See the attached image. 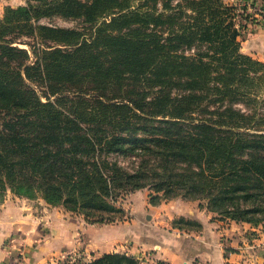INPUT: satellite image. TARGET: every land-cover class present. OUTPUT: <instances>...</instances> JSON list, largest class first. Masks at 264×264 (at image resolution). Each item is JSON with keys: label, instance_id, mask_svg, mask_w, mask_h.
Here are the masks:
<instances>
[{"label": "trees", "instance_id": "16d2710c", "mask_svg": "<svg viewBox=\"0 0 264 264\" xmlns=\"http://www.w3.org/2000/svg\"><path fill=\"white\" fill-rule=\"evenodd\" d=\"M133 1L29 0L26 5L6 8L0 20V42L6 45H0V54L16 53L23 62L11 67L0 59V191L29 195L40 191L51 205L63 202L97 223L112 224L121 209L105 198L120 184H154L158 196H150L153 205L159 193L170 197L180 189L177 184H192L188 194L198 198L206 191L204 184H219L226 200L227 221L253 224L256 219L245 215L264 213V156L249 157L248 151L260 146L264 152V139L255 141L241 134L242 124L234 117L245 122L247 117L232 106H221L238 95L241 82L258 74L264 78V63L241 51L240 39L246 29L242 20L249 17L244 9V14H236L224 0H145L138 7H145V13L136 9ZM54 14L82 17L92 24L110 16V22H104L110 28H97L95 40L88 43L80 32L32 24L35 18ZM236 17L241 18L237 24ZM24 27L43 43L54 42L71 50L48 51L30 45L36 61L29 64V51L11 46L15 40L6 36L7 31ZM151 28L160 30L153 33ZM163 28L169 31L167 38L162 36ZM122 30L123 35L111 34ZM112 47H122L111 52L112 62L125 66L139 85L148 80L144 75L153 67L157 54L151 75L158 81L164 77L160 92L171 87L182 92L173 99L169 93L159 94L151 101L131 93L130 105L105 97L102 93L111 87L98 86V76L106 81L114 78L121 89L122 74L115 67L99 64L93 53L100 55L99 49ZM189 48H194L193 57L179 54ZM90 49L95 51L92 56ZM80 54L81 66L75 64ZM50 55L54 59L48 62ZM66 60H70L67 67ZM50 67L57 70L64 84L49 83ZM26 80L42 84L46 99L56 100L44 103ZM85 81L95 85L88 88ZM70 90L75 91L68 94ZM89 90L101 94L91 99L84 94ZM207 99L213 111L206 107ZM75 101L78 106L63 107V103ZM150 129L155 138H137L138 132ZM125 132L132 135L124 136ZM239 149L246 152L241 160L236 156ZM111 151L139 155V170L130 174L109 164L105 157ZM218 159L230 163L228 170L218 172L220 166L226 167L222 162L212 166ZM186 221V227L175 223L174 228L202 227L196 221ZM85 264L139 263L112 253Z\"/></svg>", "mask_w": 264, "mask_h": 264}, {"label": "rangeland", "instance_id": "374dc122", "mask_svg": "<svg viewBox=\"0 0 264 264\" xmlns=\"http://www.w3.org/2000/svg\"><path fill=\"white\" fill-rule=\"evenodd\" d=\"M82 2H87V0H80ZM145 0H134L133 5L136 7V9H139L142 13H145L147 9L144 8H138ZM29 0H0V20L3 18L5 10L7 7H13L17 8L19 6H23L28 4ZM33 4H36L37 2H32ZM177 3V2H175ZM224 3L230 6H233L235 8L236 14H244L243 10H245V14L249 17L247 20H242L243 23H246V29L243 30L241 41V51H242V41H244L245 37H253L254 32L257 31V29H262L264 31V0H224ZM173 5V3H172ZM245 15V16H246ZM111 17L105 16L104 18L100 19L97 23L92 24L87 22L84 18H75V17H66L60 14H54L50 16H42L39 18H35L32 20V24L37 27H50L53 29H59V30H70V31H76L84 34V39L87 40L88 43H92L95 39L97 28L100 26H104V28H110L106 25H104V22H110ZM185 20V19H184ZM241 18L236 17L234 19V22L237 24L238 21H240ZM255 26H260L261 28H255ZM150 30H153L151 28ZM160 29H154L153 33H157ZM162 30V29H161ZM164 32L162 33L163 38H167L168 32L163 28ZM125 30H122L121 32H111V34H117V35H123ZM166 32V33H165ZM149 33V30H148ZM150 34V33H149ZM6 36L8 38H12V40H15V42L11 45L23 50H28L29 54L31 56L29 64H34L36 61V58L34 54L32 53V49L30 47L34 46L36 48L45 49L48 51H54L57 49H61L62 51L71 50L67 47L57 45L54 42H49L48 44L43 43L38 37H34L29 33V28H15L12 31H7ZM0 45H6L5 43H1ZM45 45V46H44ZM101 45V44H100ZM50 48H47V47ZM123 47V46H122ZM122 47H112L107 50L105 49H99L98 52L101 54L98 55L94 50L90 49V55L91 53L94 54V56L97 58V62L101 65H103L105 68L108 67H115L116 70H119L121 72V79L119 80V83L122 85V88L119 89L117 82L114 80V78L107 79L103 78L102 76H98V86L109 84L111 89L107 92H103L102 94L105 95V97L113 98L114 102H123L125 104H129L131 93H134L137 95L138 98L140 96H143L147 98L148 101L153 100L157 95L162 94L165 95L169 93L170 98H176L178 94L181 91L179 87H171L169 89L164 90L163 92H160L163 88L161 87L162 81L164 80V77H160L159 81L155 79L153 75H151L152 68H156V63L158 61L157 54L154 59H152L153 67H150L148 72L144 75V78H148V80L144 81V85H139L137 83L138 81L133 80L128 74V72L125 70V66H122L121 63L114 64L111 60V52L115 49H120ZM243 53V52H242ZM160 54H163L161 52ZM179 54H185L188 58L194 56V48L189 49H182L179 51ZM92 56V55H91ZM83 58V55H79L77 59L75 60V64L77 65H83V62L81 59ZM0 59L2 62L7 63L11 67H16L19 63L23 62L22 57L16 53H9L8 55L1 56ZM54 59V56L50 55L48 58V62H51V60ZM99 60V61H98ZM70 60H66L65 67H67L68 62ZM161 61V59L159 60ZM143 65H146V62H143ZM145 71V70H144ZM47 73L49 74L48 81L50 84L55 85L58 81L63 82V78H60L57 76V70L54 67H50L47 70ZM258 74L254 78H252L249 81H244L239 84L238 87V95L236 97L233 96V98L226 99L221 103V106H232V108L241 115H244L247 117V121H241L239 117L235 116L234 120L236 122H240L242 125V128L239 129V132L241 134H247L251 137V139L256 140H262L264 139V78H261ZM157 81V83H156ZM28 83V86L30 88L34 89L38 96L41 98V100L44 103H47V100L44 95V90L42 88V84H32L28 80H26ZM85 86L92 87L91 85H95L94 82L90 83L88 85L87 81H85ZM237 87V86H236ZM88 90V89H87ZM169 90V91H167ZM75 90H70L68 94H72ZM109 92V93H108ZM84 94H87L88 98H95L101 94L100 91H91L85 92ZM212 92L210 96H212ZM103 96V95H102ZM57 97V96H56ZM118 98V99H115ZM132 98V97H131ZM55 97H52L50 101H55ZM101 100L107 102L105 98H101ZM49 101V102H50ZM77 104V101L74 103H63V107L75 105ZM206 107L209 110H212V105L210 104V99L205 100ZM130 105V104H129ZM78 106V105H75ZM62 108V107H61ZM213 111V110H212ZM137 114H140L139 111H136ZM206 118H209V115H205ZM116 132V131H115ZM129 133H124L123 135L128 136ZM155 131L150 129L149 131H140L137 133L138 139H144V138H155ZM109 135V134H104ZM132 135V134H131ZM257 145V144H256ZM260 146H257V148H254L251 152H249V157L258 158L264 156V152L260 149ZM236 156L239 160L243 159V155L246 153H243L241 149L236 151ZM105 156V155H104ZM218 156H221L220 153H218ZM245 156V155H244ZM106 160L109 164H115L116 168L127 171L130 174H135L137 170L140 168V156L139 155H127V153L118 152V151H111L106 155ZM220 162L225 164L226 167L223 169L220 166ZM215 164H218L220 166V169L218 172H224L228 170V166L230 163H226L223 159L220 161L217 160L216 163H212V166ZM218 167V166H217ZM216 167V168H217ZM108 173V172H107ZM207 175H210L211 172L207 171ZM109 174V173H108ZM253 184H258L257 182ZM180 186V189L174 190L170 197L165 196L162 193H159V197H156L153 199V201L157 202L155 205L150 203L151 195L158 196V194L154 191V184H140L139 186L134 184L127 187V184H120L118 188L111 189V197L105 198L106 201L112 203L116 208L121 209V213L118 216L119 218L112 224L107 223H97L93 218H88L82 210L80 209H71L68 204L61 203L57 205H51L49 204L45 198L44 195L40 191H35L32 195L29 194H18L16 191H11L10 189H7L6 191H0V205L4 204L6 201H14L16 203L24 202L26 203L31 213H34L36 216H42L44 217L45 221L40 223H36L35 226L39 225V228L41 229V233H43L45 236L47 234H52L51 229V223L59 222L62 225H66L69 223H73L75 225L80 224L79 230L76 232H73V246L72 249L63 251L61 254L58 255V257H68L70 258L73 254H75L77 249L76 246L81 247H88L90 246L94 247L95 242H91L89 240V231L99 230V229H117L118 227L127 226L128 225H138V224H144L148 228H150L152 231H154L156 234L163 233V230H171L170 227L174 228L175 223H178L179 226H185L188 224V222L184 218H176L172 221L171 226L166 223L165 218L167 220L169 219V213L170 209L175 210V206H181L184 202L185 203H191L198 205V207L202 211L208 212L212 216V220H220L225 221L229 220V214L225 212L226 207L224 206L226 200L224 198V195L220 193V187L219 184H204L206 187V191H203L200 194V198L194 197L193 195L188 194V188L192 186V184H177ZM215 185H217L215 187ZM124 186V189L121 190L120 187ZM115 187V186H114ZM8 188V187H7ZM256 192V191H254ZM203 194V195H201ZM211 197H207L209 196ZM215 195V196H214ZM211 198H215L212 200ZM70 203V202H69ZM71 204V203H70ZM261 204V203H259ZM258 204V205H259ZM254 204H250L248 206H253ZM219 210V211H218ZM232 210V209H229ZM247 218H254L256 221L253 223H260L259 225L264 226V213L256 214V215H245ZM192 222V221H190ZM28 228L32 231L33 238L32 243L34 242V237L37 236L38 232H35L36 229L34 227V223H27ZM162 224V225H161ZM190 224V223H189ZM194 224V223H193ZM186 227V226H185ZM186 229V228H185ZM29 231V230H28ZM113 231V230H108ZM56 233V231H55ZM40 237V236H39ZM13 238V237H11ZM14 239V238H13ZM71 248V247H70ZM79 248V247H78ZM132 248H135L132 250ZM138 249H143L144 251H138ZM116 252H115V250ZM114 251L113 253L121 254L127 257L133 258L137 263L139 264H161L164 262H158L157 259L154 258L153 252L150 249L145 250L143 244L136 243L133 240H128L124 242H117V244H114ZM94 259H91L89 261H92ZM87 261L86 263H88ZM166 263V262H165Z\"/></svg>", "mask_w": 264, "mask_h": 264}, {"label": "crops", "instance_id": "0c3cea01", "mask_svg": "<svg viewBox=\"0 0 264 264\" xmlns=\"http://www.w3.org/2000/svg\"><path fill=\"white\" fill-rule=\"evenodd\" d=\"M242 52L264 63L262 29H257L253 37H245L242 41ZM29 211V206L24 202L6 201L0 205V264L9 261L5 242L11 237L25 248V264H54L55 257L72 249L73 232L79 230L80 224L62 225L53 222L50 225L54 236H45L41 233L40 224L35 226L37 222L42 224L45 218ZM181 217L196 221L202 227L172 228V221ZM165 221L171 226V230H163L159 234L144 224L89 231L88 238L95 242L94 247L80 248L75 245V248L85 262L100 258L104 254H112L117 242L133 240L143 244L145 250L150 249L158 262L167 264H264L263 225L212 220V216L202 211L198 205L185 202L181 206H175V210L170 209L169 219L165 218ZM27 223H34L35 232H38L33 243V234ZM136 250L138 253L144 251L141 248Z\"/></svg>", "mask_w": 264, "mask_h": 264}, {"label": "built area", "instance_id": "2783aa9c", "mask_svg": "<svg viewBox=\"0 0 264 264\" xmlns=\"http://www.w3.org/2000/svg\"><path fill=\"white\" fill-rule=\"evenodd\" d=\"M5 250L9 261L6 264H25L26 263V251L23 246L18 245V243L13 238H9L5 242ZM54 264H85L86 262L82 260V256L79 252L73 254L70 258L68 257H55L53 260ZM167 264V263H161Z\"/></svg>", "mask_w": 264, "mask_h": 264}]
</instances>
